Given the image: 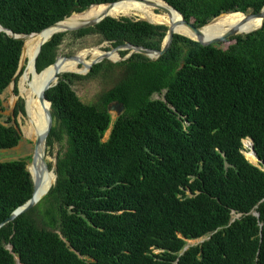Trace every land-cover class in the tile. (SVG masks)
<instances>
[{"label":"trees","instance_id":"trees-1","mask_svg":"<svg viewBox=\"0 0 264 264\" xmlns=\"http://www.w3.org/2000/svg\"><path fill=\"white\" fill-rule=\"evenodd\" d=\"M117 1L0 0V25L40 33ZM164 1L198 27L264 7V0ZM90 34L114 47L161 50L166 28L107 18L76 33ZM65 36L43 46L38 73L55 63ZM228 42L227 49L203 47L176 35L156 61L137 54L96 65L88 77L117 67L130 76L92 104L72 87L87 76L63 74L46 93L54 120L48 147L66 140L57 181L39 205L0 230V264H264V171L246 159L243 145L252 139L264 163V26ZM23 45L0 33V151L22 141L16 120L24 101L3 122L1 96L13 82L19 95ZM115 102L125 110L113 122L108 106ZM33 192L26 160L0 162V224Z\"/></svg>","mask_w":264,"mask_h":264},{"label":"water","instance_id":"water-1","mask_svg":"<svg viewBox=\"0 0 264 264\" xmlns=\"http://www.w3.org/2000/svg\"><path fill=\"white\" fill-rule=\"evenodd\" d=\"M127 1H132V2H138V3H148L150 0H120L114 3H110V4H103V5H107L110 8H113L115 5L120 4L122 2H127ZM163 2H165L164 0H162ZM165 4L168 6L169 9H171L172 11H174L175 13H177L178 15L181 16V21L176 23V22H171V24H169V26H165L164 24H155V23H151L145 20H141V19H132V18H128L130 20H134V21H144L147 22L153 26H162L166 28V36L163 40L162 43V47L161 50H154V49H148L142 46H135L131 43H123L121 45H118L116 47H114L113 45L116 43L115 41H105L109 44L112 45V48L110 50H106L104 52L105 56L102 58V60H98V61H94L93 63H91L90 65H84L82 64L81 66L86 68V71L84 73H63V74H74V75H79V76H86L88 74H90L93 70V68L96 65H99L105 61H108L112 64H120L122 62L127 61L128 59H130L132 56L134 55H142L152 61H156L158 59H160L162 56H164L168 50L171 48L173 40L175 38L176 35L185 37L193 42L199 43L201 46L203 47H209V46H219L222 45L224 43H226L228 40H231L232 38L236 37V36H246V35H250L253 34L259 30H261L264 26V7L263 9L259 12V13H254V14H243L245 16L246 21L243 22L242 24L238 25V26H234L231 27L229 29H227L225 32H223L220 36L215 37V38H207L202 30L209 27L213 22H215L216 20H218L219 18H221L222 16L225 15H236V14H242V13H230V14H224L221 15L215 19H213L208 25L204 26V27H198L196 26L192 21H187L186 18L178 11L176 10L173 6H171L169 3L165 2ZM95 6H102V5H92L90 6L86 11H88L90 8L95 7ZM85 11V12H86ZM167 11L169 12L170 10L167 9ZM83 12V13H85ZM81 13V14H83ZM76 15V13H74ZM74 14H72L70 17L65 18L63 21H60L52 26H50L49 28L43 30L40 33H32L29 35H21V34H16L13 31L5 28L4 26L0 25V33H5L6 35L19 40L21 42H23V44H25V40L32 35L35 34H42V33H47V36L43 42V44L41 45V47L38 50L37 56L35 58V62H34V70L36 73H38L37 70V60L42 52V48L45 44H47L49 41H51L54 36L56 35H60V34H67V33H71V32H79L81 30H86V29H90V28H94L96 27L98 24L102 23L103 21H105L107 18H113L116 20H121L122 18H114V17H109V16H103L100 18H96V19H91V20H86L81 22L80 24L73 26V27H69L67 29L62 30L61 29V25L64 21L70 19ZM251 19H259L260 20V25L254 29L251 30L249 32H244L243 34H241V30L243 29V27L248 23L247 21L251 20ZM183 26L189 33L190 35H184L182 33L177 32L178 27ZM193 36V37H191ZM23 50H24V45H23ZM128 52L127 55L125 57L122 56V52ZM114 52H118L119 54V59L118 60H111L109 59V57L114 53ZM23 54V51H22ZM60 57L58 56L55 60V63L52 64L51 66L57 65V63L59 62ZM63 59H74V60H78L79 58L77 57V53L75 55L72 56H67V57H63ZM51 66L47 67L46 69L50 68ZM81 68V67H80ZM44 69V70H46ZM22 70V56H21V60H20V66H19V70L17 75H19L20 71ZM43 70V71H44ZM42 71V72H43ZM25 73V72H24ZM62 74V75H63ZM60 74L58 73L52 80L48 81L43 88L40 91L39 94V99L40 102L45 105V104H49L50 105V109H46L45 110V116H46V121H47V128L44 131V133H42L39 138L37 139L36 143L34 144V155L32 157V161L30 164V167L27 166V170L31 175L32 181H33V185H34V192H33V196L32 198L27 201L23 206L19 207L17 210H15L11 216L6 219L2 224H0V230L4 227L7 226L8 224L14 222L17 218L21 217L22 215L26 214L27 212L31 211L33 208H35L37 205H39L50 193V191L52 190L53 186L56 184L57 181V173H56V169H57V160L56 162L53 164L52 169H50L49 164L47 162V148H48V139L49 136L52 132L53 129V125H54V120H53V115H52V103L50 101H48L47 97H46V93L56 87L59 84L60 81ZM16 83L13 82L9 88H15ZM18 90L19 93L21 94V90L20 87L18 86ZM16 96V95H15ZM18 99H22L24 101L25 104V115L28 114L27 111V102L24 99V97L22 96H16ZM125 110L124 105L120 104V103H112L108 106V112L112 115L113 113L116 114V117L119 118L123 112ZM22 116H24L23 114H21ZM17 123V127L20 130V132H22L21 130V126H20V121L16 120ZM22 134V133H21ZM251 141V150H252V154L255 156V158L257 159L258 163H252L248 160V158L246 157V159L253 164L254 166H257L259 168H262L260 165L263 166V171H264V163L259 159V157L257 156V153L255 151V147H254V141L252 139H249ZM245 141V140H244ZM244 141H243V145H244ZM245 155V154H244ZM49 172H53L55 174V182L52 186L50 187H43V175L45 173H49ZM35 176H34V175ZM255 215L257 217H260V215L258 213H255ZM235 221V219L232 220V223ZM207 239L203 238L200 242V244L204 243ZM190 247L187 246L184 251H187ZM9 250H11V248H9ZM17 264H21L20 260L18 258H16Z\"/></svg>","mask_w":264,"mask_h":264},{"label":"bare ground","instance_id":"bare-ground-1","mask_svg":"<svg viewBox=\"0 0 264 264\" xmlns=\"http://www.w3.org/2000/svg\"><path fill=\"white\" fill-rule=\"evenodd\" d=\"M167 9L170 11L168 12ZM103 16L114 18H138L155 24H164L165 26H169L171 22L178 23L181 21V16L169 9L162 0H150L148 3L127 1L115 5L113 8H110L107 5L95 6L83 14L73 15L70 19L62 23L61 29L64 30L76 26L83 21ZM245 21L246 19L243 14L225 15L213 22L209 27L203 29L202 32L207 38H215L220 36L227 29L238 26ZM247 22L248 23L241 30V34L254 30L260 25L259 19H251ZM177 32L184 35H190L183 26L178 27ZM46 36L47 33L29 36L25 40L22 54V66L26 67V71L20 79L19 87L21 90L20 96L24 97L27 102L28 114L24 123H22L21 130L24 137L34 144L47 128L45 110L50 109L49 104L43 105L39 99V94L43 86L48 81L52 80L58 73L60 75L68 72L84 73L86 68L81 66L82 64L90 65L94 61L102 60L105 56V50H103V48L85 49L77 53L78 60L63 59V57H60L57 65L51 66L41 73H36L34 70L35 58ZM107 45L108 43L104 44V46ZM109 59L118 60V52H114ZM244 146L252 147L251 141L249 139L245 140ZM244 154L250 162L258 163L257 159L252 154L251 148L249 151L244 152ZM54 182L55 174L53 172L45 173L43 175V187H50Z\"/></svg>","mask_w":264,"mask_h":264},{"label":"rangeland","instance_id":"rangeland-1","mask_svg":"<svg viewBox=\"0 0 264 264\" xmlns=\"http://www.w3.org/2000/svg\"><path fill=\"white\" fill-rule=\"evenodd\" d=\"M75 15V14H74ZM80 15V14H78ZM132 19H138V18H132ZM77 32H71L67 33L61 46L58 50L57 57H67L72 56L78 53L79 51H83L85 49H91V48H103V50H110L112 48V45L108 43L107 46H104L107 42L97 34H90L86 35L84 37H78L76 35ZM234 42H228L224 43L222 45H219L218 47L221 49H227L230 47ZM103 46V47H102ZM107 47V48H106ZM110 62L105 61L101 64H108ZM26 67L22 66V70ZM20 71V73L22 72ZM121 69L113 68V69H103L102 72L93 77H88L86 79L75 81L72 85L73 90L76 92L77 96L81 99V101L85 104H92L97 103L100 99V96L111 90L115 85L117 84V77L119 76ZM19 73V74H20ZM62 76V75H61ZM60 76V77H61ZM22 76L19 77L17 86H19V82ZM20 96V93L19 95ZM3 100V107L4 111L2 112L3 115V122H7V120L12 117L14 109L19 102V99L14 94V88H8L5 93L1 96ZM155 99L162 98L160 96H155ZM27 115H19L18 120L20 121V126H22V123H24L25 118ZM113 122L117 119L116 114L113 113L112 115ZM10 125H15L14 122H12ZM112 129V128H111ZM111 129L107 132L105 135L104 141L108 140ZM22 133V132H21ZM250 147H245L244 152L249 151ZM66 150V140L63 141H53V144L51 147L47 148V162L49 165L53 167V164L56 162L57 158L64 153ZM34 155V143L30 140L26 139L22 133V141L20 144L11 150H5L0 151V162H9V161H15V160H26L27 166H30L32 157ZM53 159V160H52ZM235 218H238V216H235ZM202 239L195 240V241H189L188 246H196L199 245Z\"/></svg>","mask_w":264,"mask_h":264},{"label":"flooded vegetation","instance_id":"flooded-vegetation-1","mask_svg":"<svg viewBox=\"0 0 264 264\" xmlns=\"http://www.w3.org/2000/svg\"><path fill=\"white\" fill-rule=\"evenodd\" d=\"M127 53L128 52H126V51L122 52V56L125 57L127 55ZM132 58H133V56L130 59H128V60H131ZM127 61H125V62H127ZM122 63H124V62H122ZM122 63H120V64H122ZM117 69H121L120 73H119V76L117 77V84H119L123 80H127L128 79V77L130 76V72H128L126 67L125 68L124 67H117ZM117 103H119V102H117Z\"/></svg>","mask_w":264,"mask_h":264}]
</instances>
